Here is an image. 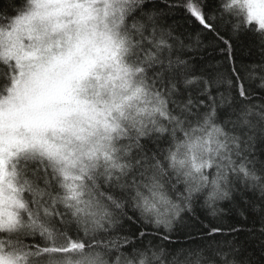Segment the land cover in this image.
Segmentation results:
<instances>
[{
  "label": "snow or ice",
  "instance_id": "1",
  "mask_svg": "<svg viewBox=\"0 0 264 264\" xmlns=\"http://www.w3.org/2000/svg\"><path fill=\"white\" fill-rule=\"evenodd\" d=\"M0 264H264V0H0Z\"/></svg>",
  "mask_w": 264,
  "mask_h": 264
}]
</instances>
